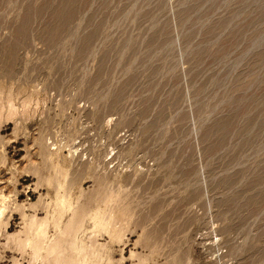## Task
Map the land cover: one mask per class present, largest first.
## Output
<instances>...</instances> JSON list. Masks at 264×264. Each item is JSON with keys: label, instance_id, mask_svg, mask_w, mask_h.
I'll return each mask as SVG.
<instances>
[{"label": "rangeland", "instance_id": "1", "mask_svg": "<svg viewBox=\"0 0 264 264\" xmlns=\"http://www.w3.org/2000/svg\"><path fill=\"white\" fill-rule=\"evenodd\" d=\"M58 181L84 264H264V0H0V264Z\"/></svg>", "mask_w": 264, "mask_h": 264}, {"label": "bare ground", "instance_id": "2", "mask_svg": "<svg viewBox=\"0 0 264 264\" xmlns=\"http://www.w3.org/2000/svg\"><path fill=\"white\" fill-rule=\"evenodd\" d=\"M10 109H12V111L14 112L16 111V107L14 103H10ZM56 187H57V193H58L56 205L60 207L58 208V210H56L57 214L53 213L51 215L50 213L51 216L49 217V214L47 213V215H45L44 218H41V217L38 218L36 215L32 216L31 221L29 223L30 224L29 234L27 238L25 237L26 238L25 244L27 246L29 245L32 248L33 258L37 260L39 259V261L41 260V262L45 264H70L71 260H69V258L67 259L66 253H65V250L67 248V245L65 244V242L69 241V245L75 250L76 256L77 255L79 256V258H75L73 262L82 263L84 261L86 247L88 248L89 246H92L89 244H87L89 245L87 246L85 244L87 242L84 241L83 243L82 240L79 239L78 237V231L81 230L85 217L87 216L88 213L83 211L78 216H76V212H75L76 208L74 209V206H72V201H70L71 199H69V196H68L69 194L68 195L60 194L59 189H62L60 187H63L60 181H58V186ZM8 207H9L8 197L0 191V228H2L6 224L5 214H6ZM70 209H73L72 217L69 216L71 218L70 219L68 218L69 220L67 222L64 219L65 220L64 222L63 218L65 216V213L67 210L70 211ZM93 219L95 223L94 225L100 226V227H105L108 222V221L107 222L105 221L104 215L101 213L95 214ZM50 222L51 223L53 222V226L55 227L54 229L55 232L53 234H49L48 225ZM62 236L65 238H61ZM93 241H97V240H93ZM95 244L96 243H93L94 247H95ZM92 250L94 251V249Z\"/></svg>", "mask_w": 264, "mask_h": 264}]
</instances>
